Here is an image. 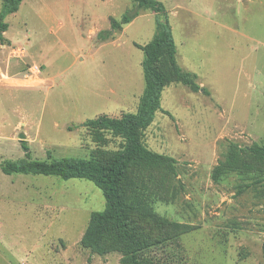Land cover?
Wrapping results in <instances>:
<instances>
[{
    "label": "rangeland",
    "instance_id": "obj_1",
    "mask_svg": "<svg viewBox=\"0 0 264 264\" xmlns=\"http://www.w3.org/2000/svg\"><path fill=\"white\" fill-rule=\"evenodd\" d=\"M110 31L132 0H22L0 39V166L60 158L108 162L122 138L82 124L136 112L146 87L142 46L168 19L193 91L173 79L141 133L173 159L131 165V222L149 237L145 264H264V169L213 179L229 143L264 147V0H158ZM3 0H0V9ZM37 66L39 71L31 70ZM24 138H19L20 134ZM105 199L93 182L0 169V264H120L81 238Z\"/></svg>",
    "mask_w": 264,
    "mask_h": 264
},
{
    "label": "trees",
    "instance_id": "obj_2",
    "mask_svg": "<svg viewBox=\"0 0 264 264\" xmlns=\"http://www.w3.org/2000/svg\"><path fill=\"white\" fill-rule=\"evenodd\" d=\"M22 0H3L0 9V39L8 25L3 20L18 10ZM135 8L125 11L119 20L111 19L110 31H102V39H107L111 31L131 22L140 10L149 9L154 13L164 12L165 6L158 0H132ZM153 38L142 46L144 58L141 66L146 79V87L140 97L136 112L123 113L120 117L98 115L86 120L82 125L93 129H105L122 138V146L108 162L94 159L60 158L54 160H30L24 142L21 144L25 158L4 161L0 169L4 174H41L57 176L63 180L86 179L101 189L105 207L91 213L89 222L81 238V245L97 254L117 250L121 254L120 264H145L141 252L150 243L149 237L139 232L131 222L132 205L125 197L123 182L129 167L135 163L158 166L172 162L171 157L150 151L141 143V133L148 127L160 108L163 87L173 79L198 91L196 75L183 71L175 60V43L167 18L157 19ZM170 166V165H169ZM264 169V147L256 143L240 147L229 143L223 161L212 171L213 179L227 172L249 174ZM264 256V244H263Z\"/></svg>",
    "mask_w": 264,
    "mask_h": 264
},
{
    "label": "built area",
    "instance_id": "obj_3",
    "mask_svg": "<svg viewBox=\"0 0 264 264\" xmlns=\"http://www.w3.org/2000/svg\"><path fill=\"white\" fill-rule=\"evenodd\" d=\"M31 70H35L36 72H38L39 71V69H38V67L37 66H32V68H31Z\"/></svg>",
    "mask_w": 264,
    "mask_h": 264
},
{
    "label": "water",
    "instance_id": "obj_4",
    "mask_svg": "<svg viewBox=\"0 0 264 264\" xmlns=\"http://www.w3.org/2000/svg\"><path fill=\"white\" fill-rule=\"evenodd\" d=\"M19 138L23 139V138H24V134L21 133V134L19 135Z\"/></svg>",
    "mask_w": 264,
    "mask_h": 264
}]
</instances>
